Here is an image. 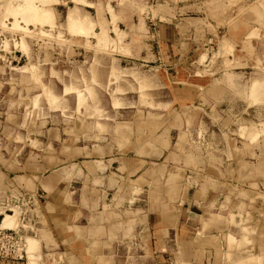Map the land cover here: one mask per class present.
<instances>
[{
  "label": "rangeland",
  "instance_id": "rangeland-1",
  "mask_svg": "<svg viewBox=\"0 0 264 264\" xmlns=\"http://www.w3.org/2000/svg\"><path fill=\"white\" fill-rule=\"evenodd\" d=\"M201 1L208 7L212 23L202 34L209 43L210 51L205 55L206 59L210 56V61L201 60L192 68L213 77L217 100L221 102L202 104L188 113L181 111L177 124L164 107L170 98L169 90L159 69L151 67L154 63L142 60L141 43L150 38L145 20L149 24L152 20L147 17L169 3L178 6L181 0H0V138L3 143L10 139L16 146L24 145L25 159L31 153L35 171L29 175L32 179L47 173L48 166L62 159L71 164L78 157L87 158L82 148L74 152L73 147L88 149L94 142L105 141L113 146L125 136L129 155L135 153L131 150L133 141L149 152L155 180L152 192L161 197V193L183 183L186 173L202 171L196 158L185 162L168 158L181 139L178 146L186 142L191 153L202 157L211 153V165L202 167L207 170L209 182L217 176L214 171L222 156L237 158L235 172L223 176L238 185L240 199L251 198L257 207L264 206V0ZM187 4L186 16L191 12L197 15L193 2ZM76 6L94 21L97 31L102 29L99 18L105 20L109 34L103 31L91 36L87 18L75 16L73 23L66 26L68 12ZM42 30L48 34L39 32ZM109 38H113L110 44ZM97 39L103 45L98 46ZM88 40L90 44H86ZM226 45H234V51L230 46L227 50ZM200 101L207 102V96L202 95ZM24 112L26 123L14 124ZM10 113L15 117L7 119ZM54 130L59 135L54 136ZM185 134L204 145L191 143ZM170 144L171 148H167ZM35 162L43 165L35 168ZM173 165L177 167L175 176H168L172 171L166 167ZM20 172L23 171L17 173ZM35 178L38 182L39 177ZM146 178L136 192L145 200L151 187L146 184L152 180L151 175ZM11 180L16 185L35 182ZM30 192L9 197L14 200L13 210L7 213L15 212L11 215L13 224L5 219L2 224L19 229L26 238L29 257L19 264H80L72 253L47 250L56 243L49 238L42 219L39 199L43 192ZM193 211L196 217L199 208ZM195 217L193 264H211L213 259L205 260V249L218 250L224 233L205 234L198 229L200 222ZM224 236V245L229 239L231 248L234 238L227 233ZM34 237L40 241L41 251L40 247L31 250L29 240ZM125 257L120 251L116 261ZM256 262L254 259L250 264ZM99 264H103L101 260Z\"/></svg>",
  "mask_w": 264,
  "mask_h": 264
},
{
  "label": "crops",
  "instance_id": "crops-1",
  "mask_svg": "<svg viewBox=\"0 0 264 264\" xmlns=\"http://www.w3.org/2000/svg\"><path fill=\"white\" fill-rule=\"evenodd\" d=\"M187 2H193L198 10L197 15L191 12L186 16L190 6ZM72 9L71 13L77 18L90 20L91 36L103 31L109 34V29L104 25L105 20L99 18L102 29L97 31L94 21L87 14H82L78 6ZM154 11L156 13L152 12L151 17H147L152 20V27L149 20H145L150 38H144L146 41L141 43L142 60L154 63L151 67L161 72L162 82L168 88L170 97L164 107L178 124L181 111L188 113L193 107L221 102L217 100L218 88L213 77L197 73L192 68L201 60L205 63L210 61V56L206 59L205 55L210 51L209 43L202 38L203 32H207V25L211 23L210 12L201 0H181L178 6L169 3L162 11ZM69 13L70 10L66 26L69 25ZM113 20L116 23L115 18ZM39 32L48 34L43 30ZM73 34L89 37L82 33ZM111 39H107L108 44L112 42ZM97 40L98 46L103 45ZM229 46H225L227 50ZM234 47L230 46L232 51ZM202 95L207 96V102L200 101ZM7 115V119L15 117L11 113ZM18 117L19 120L14 124L24 125L25 112L22 117L20 114ZM7 124L10 125L9 122ZM53 132L54 136L59 135L57 131ZM182 136L180 134L179 137ZM186 136L193 144L195 141L202 143L199 139ZM137 142L131 144L134 155L128 154L125 136L119 137L117 145L113 146L105 141L103 144L94 142L88 149L73 147L74 152H80L82 148L87 158L78 157L71 164H66L62 159L48 166L47 173L34 175L33 182L29 176L35 172L29 157L31 153L25 159L22 151L25 150L24 145L16 146L10 139L3 143L0 138V202L10 196L28 195L32 193L30 190H41L43 194H40L39 200L42 219L49 238L56 243V247L47 250L57 254L72 253L80 264H99L100 260L103 264H193L195 249L191 245L194 208H199V214L196 213L198 217L195 218L200 222V231H205V234L227 233L228 237L235 240L231 248L229 239L222 246L221 259L217 250L205 249V260L213 259L211 264H242L253 261L254 257L256 264H264V206L257 207L256 201L251 198L240 199L238 185L226 181L223 176L235 172L237 158L222 156L214 171L217 176L209 182L207 179L210 178L205 175L207 170L203 169L211 165V153L206 152V157L191 153L187 144H184L186 142L178 146L181 142L179 139L174 144L177 147L169 151L168 158H179L183 162L188 158H196L202 171L186 173L183 183L181 181L175 185L176 191L173 187V190L161 193L160 197L158 193H153L155 180L153 168L150 167L153 161L149 159V152L144 151ZM167 148H171V144ZM44 161H48V156ZM35 164V168L43 165ZM166 168L168 172L172 171L168 176H175V165ZM19 171L23 172L17 173ZM150 175L152 180L146 184H151L147 190V200L141 199L136 192ZM35 177H39L38 182ZM14 178L30 179L33 183L16 185L11 180ZM205 180L207 183H204ZM241 206L244 208L242 212ZM11 215H15V212ZM36 240L41 251L40 241ZM120 251L126 257L116 261ZM215 260L216 263L213 262Z\"/></svg>",
  "mask_w": 264,
  "mask_h": 264
},
{
  "label": "built area",
  "instance_id": "built-area-1",
  "mask_svg": "<svg viewBox=\"0 0 264 264\" xmlns=\"http://www.w3.org/2000/svg\"><path fill=\"white\" fill-rule=\"evenodd\" d=\"M13 201L8 198L0 202V264H19L29 257L27 241L20 230L2 225L5 213L13 210Z\"/></svg>",
  "mask_w": 264,
  "mask_h": 264
},
{
  "label": "bare ground",
  "instance_id": "bare-ground-1",
  "mask_svg": "<svg viewBox=\"0 0 264 264\" xmlns=\"http://www.w3.org/2000/svg\"><path fill=\"white\" fill-rule=\"evenodd\" d=\"M48 5V4H47ZM45 8H46V6H45ZM48 8V7H47ZM50 11L48 10V13H49ZM52 12V11H51ZM51 12H50V15H51ZM54 12V11H53ZM73 13V12H72ZM72 13H69V18H68V22H71V23H73V19H74V17H75V15L74 14H72ZM76 17H78V16H76ZM88 26V25H87ZM114 72H112V74H113ZM116 73V72H115ZM116 75V74H115ZM111 81V80H110ZM256 82V81H255ZM256 84H257V82H256ZM255 84V85H256ZM8 213V212H7ZM7 213H5V216H4V219H5V222H8L9 224H13V218L11 217V214H7ZM7 214V215H6ZM4 219H3V222H2V224L4 223ZM11 222V223H10ZM29 239V238H28ZM35 238H33V239H31L30 238V240H29V244H30V248H31V250L33 251L34 249H36V247H39V242L37 241V240H34ZM251 258V257H250ZM253 260H254V257L252 258ZM251 259V260H252ZM248 260V259H247ZM244 261V260H243ZM248 262H251L250 260L248 261Z\"/></svg>",
  "mask_w": 264,
  "mask_h": 264
},
{
  "label": "water",
  "instance_id": "water-1",
  "mask_svg": "<svg viewBox=\"0 0 264 264\" xmlns=\"http://www.w3.org/2000/svg\"><path fill=\"white\" fill-rule=\"evenodd\" d=\"M223 235H225V233H224ZM223 235H222V237H223ZM222 237H221V243L223 242V244H222V246H223V245H224V240H225L224 238H225V236H224L223 238H222ZM222 246L219 247L218 250H217V252H218V257H219L220 259L223 257V254H222V253H223V248H222ZM213 262L216 263L217 261L215 260V261H213Z\"/></svg>",
  "mask_w": 264,
  "mask_h": 264
}]
</instances>
